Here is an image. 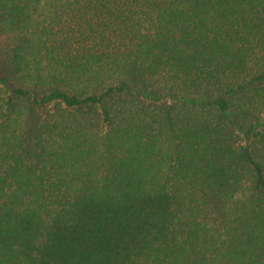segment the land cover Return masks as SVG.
I'll return each mask as SVG.
<instances>
[{"label":"trees","instance_id":"16d2710c","mask_svg":"<svg viewBox=\"0 0 264 264\" xmlns=\"http://www.w3.org/2000/svg\"><path fill=\"white\" fill-rule=\"evenodd\" d=\"M0 264H264V0H0Z\"/></svg>","mask_w":264,"mask_h":264}]
</instances>
